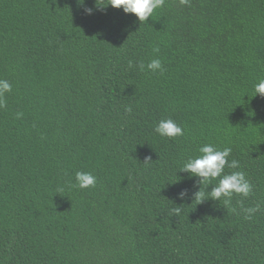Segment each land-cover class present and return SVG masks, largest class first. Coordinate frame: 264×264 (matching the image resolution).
<instances>
[{"label": "trees", "instance_id": "1", "mask_svg": "<svg viewBox=\"0 0 264 264\" xmlns=\"http://www.w3.org/2000/svg\"><path fill=\"white\" fill-rule=\"evenodd\" d=\"M81 2L0 0V264H264V0H165L142 23ZM167 118L183 136L154 131ZM206 143L249 197L193 200L180 170Z\"/></svg>", "mask_w": 264, "mask_h": 264}, {"label": "clouds", "instance_id": "2", "mask_svg": "<svg viewBox=\"0 0 264 264\" xmlns=\"http://www.w3.org/2000/svg\"><path fill=\"white\" fill-rule=\"evenodd\" d=\"M181 4L187 3L188 0H180ZM83 3V0L82 2ZM97 4V0H96ZM165 0H108L106 6L121 9L125 14H134L135 17L142 23L147 22L153 15L154 11L163 7ZM88 15L92 14V9L85 10ZM158 51V49H154ZM132 62H129V67ZM144 64H140L141 71L144 70ZM147 68L152 72H163V65L160 58L152 59ZM12 85L8 80L0 79V108L5 106L4 99L6 93H11ZM255 97L256 95L264 96V79H260L254 86ZM131 111V109H127ZM154 131L162 137L175 138L184 135L183 128L173 119H161ZM199 155L196 157H189L183 164L180 171L189 173L191 177L198 178L195 186L197 191L193 193V200L197 204H201L207 200L219 201L225 206H230L234 195L247 198L252 194L253 185L246 178L245 173L241 171L225 172V169H238L240 162L237 159H229L232 154L231 147H224L223 149L212 143H206L198 149ZM151 160L146 158L145 162ZM96 177L91 172L77 171L75 173V185L81 189L95 187ZM213 181H218L215 185ZM211 185V190L208 187ZM203 186V187H202ZM188 195L187 190H182L178 193V198L183 200ZM259 205L256 207H249L243 209L246 213L245 219H251L252 215L259 211ZM179 207L173 209V212L179 213ZM235 211V209H233Z\"/></svg>", "mask_w": 264, "mask_h": 264}]
</instances>
